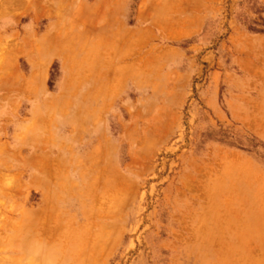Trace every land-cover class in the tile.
<instances>
[{"label":"rangeland","instance_id":"rangeland-1","mask_svg":"<svg viewBox=\"0 0 264 264\" xmlns=\"http://www.w3.org/2000/svg\"><path fill=\"white\" fill-rule=\"evenodd\" d=\"M0 177V264H264V0H0Z\"/></svg>","mask_w":264,"mask_h":264},{"label":"bare ground","instance_id":"bare-ground-1","mask_svg":"<svg viewBox=\"0 0 264 264\" xmlns=\"http://www.w3.org/2000/svg\"><path fill=\"white\" fill-rule=\"evenodd\" d=\"M233 163H234V162H233ZM236 164H237V163H236ZM236 164H235V165H236ZM7 167H8V166H7ZM0 178H1V177H0ZM1 179H2V178H1ZM1 179H0V181H1ZM3 180H4V178H3ZM12 181H13V180H12ZM7 183H8V182H7ZM5 184H6V183H5ZM9 184H10V183H9ZM4 186H5V185H4ZM2 187H3V186H2ZM2 192H3V191L1 190V194H3ZM39 215H40V214H39ZM41 231H42V230H41ZM42 234H43V233H42ZM3 258H4V257H3ZM7 263H8V262H7Z\"/></svg>","mask_w":264,"mask_h":264},{"label":"crops","instance_id":"crops-1","mask_svg":"<svg viewBox=\"0 0 264 264\" xmlns=\"http://www.w3.org/2000/svg\"><path fill=\"white\" fill-rule=\"evenodd\" d=\"M251 171H252V169H251Z\"/></svg>","mask_w":264,"mask_h":264}]
</instances>
